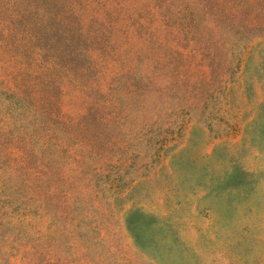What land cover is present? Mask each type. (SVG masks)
Segmentation results:
<instances>
[{"label": "rangeland", "instance_id": "rangeland-1", "mask_svg": "<svg viewBox=\"0 0 264 264\" xmlns=\"http://www.w3.org/2000/svg\"><path fill=\"white\" fill-rule=\"evenodd\" d=\"M0 264H264V0H0Z\"/></svg>", "mask_w": 264, "mask_h": 264}]
</instances>
